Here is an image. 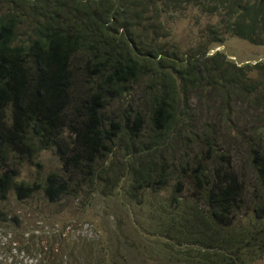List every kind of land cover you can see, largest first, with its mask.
<instances>
[{"label":"trees","instance_id":"1","mask_svg":"<svg viewBox=\"0 0 264 264\" xmlns=\"http://www.w3.org/2000/svg\"><path fill=\"white\" fill-rule=\"evenodd\" d=\"M190 6L219 16L218 25L207 30L213 43H224L229 34L264 44V0H0L1 202L11 196L18 204L40 207L43 202L42 212L49 211L59 224L62 202L75 193L89 203L97 194L116 197L115 208L122 202L117 187L123 179L111 157L122 154L128 187L122 204L132 210L150 204L149 196L146 201L141 196L153 191L156 208L146 210L148 235L137 230L140 235L131 238L126 232L117 249L106 253L105 246L98 254L117 255L120 264H256L264 259V78L247 73L264 74V64L237 67L220 51L211 56L209 45L188 58L175 55L180 59L178 66L171 65L175 73L162 67L157 58L169 56L156 41L167 32L162 16L167 9ZM77 61L84 65L87 87L79 100L73 93ZM136 88L144 94V112L123 106ZM209 88L222 93L224 109L231 111V102L240 104L243 121L250 112L256 114L248 133L240 136L255 173L253 190L230 164L210 168L201 158L199 163L195 158L179 164L167 160L172 151L206 146L207 124L188 121L180 97ZM67 128L70 140L62 137ZM173 133L179 147L171 142ZM52 144L62 166L43 178L20 180L21 166L35 162L38 151ZM98 173L106 183L101 191ZM187 178L194 183L196 202H180L176 196ZM169 186L176 193L158 200L156 194ZM249 196L252 214L242 218ZM10 209H0L2 223ZM142 214L136 224L145 219ZM21 217L12 213L13 227L22 226ZM121 224L113 220L107 232L115 234L112 228ZM129 224L130 229L136 225ZM106 261L89 260L110 264Z\"/></svg>","mask_w":264,"mask_h":264},{"label":"rangeland","instance_id":"2","mask_svg":"<svg viewBox=\"0 0 264 264\" xmlns=\"http://www.w3.org/2000/svg\"><path fill=\"white\" fill-rule=\"evenodd\" d=\"M4 8L7 9L8 5H4ZM219 20V16L202 13L195 6H190L185 11L167 9L161 20L167 32L164 31V33H159V36H156L157 44L163 46L164 51L169 53L165 60L163 56L157 58L158 61L164 64L162 67L175 73L171 65L176 62L178 66L180 63V59H177L175 55H179L183 59L188 58L191 52L193 55L196 54L199 46L209 45L212 49L210 51L211 56L220 51L226 55L228 62L234 63L237 67L243 68L248 63L253 66L260 63L264 64V44H254L229 34L224 36V43H213L214 38L210 37L207 30L216 27ZM152 38L153 34L150 35L148 42H151ZM76 67L80 68V72L74 80L73 93L75 99L79 100L82 93L87 89L85 86L86 74L83 70L84 65H81L79 61H77ZM234 71L236 70L234 69ZM247 73L248 77L252 79L262 80L264 78V74L260 70L253 69ZM126 96V100L123 101L124 108L133 105L134 108L139 107L142 112L145 111L146 100L143 98L144 94L141 88L131 90ZM180 99L181 108L187 111L188 121L193 122L195 125L203 126L205 123L207 124L205 126H207L209 137L205 141L208 142L206 146L200 144L189 147L187 151L184 149L186 152L172 151V157L167 160L173 159L176 164H179L181 161L191 163V160L195 158V161L199 163L198 158H201L203 162L207 161L210 168H216L222 163L230 164L239 173V178L246 181L249 188L253 190L255 173L250 164L249 151L240 141V136L242 133H248V130L252 127L256 117L255 112H250L249 116L243 121L241 115H238L241 110L240 104L231 102V111L224 109L222 93L211 88L181 94ZM73 104H78V102ZM72 112L73 107L70 109V113ZM68 131L67 128L62 137L65 136L70 140L71 137ZM176 138L177 133H173L171 142L179 147L180 144L175 142ZM64 143L69 145L66 140ZM69 146L71 147L72 144ZM208 146L212 147V150ZM209 150L210 152H208ZM207 152L211 156L206 160ZM35 158L37 159L35 162L27 160L24 166H21L20 180L31 181L36 177L43 178L49 172L58 170L62 166L60 156L53 144L39 150ZM122 159V154L121 156L113 154L111 157V160L116 164L115 173L123 179L117 187L123 202L128 187ZM196 165L193 162L191 164L193 167ZM101 175V173L96 174V184H100L99 191L106 184L100 178ZM83 188L84 190L89 189L86 180H83ZM194 192L192 178H187L185 187L176 196L180 202L187 199L196 202L198 198L194 195ZM155 193L150 191L147 195H142L141 197L145 201L149 196L151 203L143 204L134 210L130 207L128 209L124 207L122 202L114 208L113 205L117 203V200H114L116 197L113 196L104 195L99 197L97 194L98 199L89 203L86 199L82 202V197L75 193L74 196H67L64 199L65 201L62 202V220H60V224L50 217L49 211L42 212L45 205L43 202L39 203L40 207L37 204H18L12 196L8 202L3 203L0 201V209L7 210L11 206V214L8 215L7 222L2 223V216L0 217V264H90L89 260L95 263L98 258L99 262L100 260H107L106 262L110 264H120L122 262L121 258H118L117 255L113 257L106 256L104 252L109 253V249L112 251L117 249L120 246V236L126 232L131 238L140 234H142L140 236L148 235V233H144V230L151 226V217H147L146 210L153 211L156 208L152 206V203L155 204ZM168 193L174 194L176 189L173 190V187L169 186V191H160L156 194V198L162 201L160 196H167ZM81 194L85 198L83 190ZM250 197L246 199L249 202L244 205L242 218L252 214L251 206L254 202L252 203ZM173 204L176 205V202H173ZM157 209H160V206ZM143 211L146 212L145 219L136 224L138 219H143ZM12 213L22 216L23 224L21 227H13L11 224ZM54 217L57 218L56 215ZM113 220L114 223L123 220V224L112 228L115 234L107 232L110 230L108 225ZM131 221L136 225L130 229L129 223ZM137 230L140 231V234ZM58 238L62 240L59 241ZM105 246H108V249L102 254H98V251ZM60 247H62V250ZM125 250L126 248H123L122 251ZM56 258L62 263L56 261ZM256 264H264V259Z\"/></svg>","mask_w":264,"mask_h":264}]
</instances>
